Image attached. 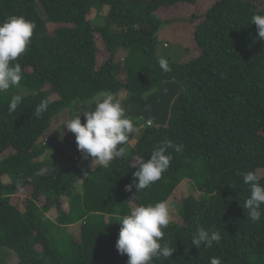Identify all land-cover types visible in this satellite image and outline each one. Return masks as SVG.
<instances>
[{
    "label": "trees",
    "instance_id": "1",
    "mask_svg": "<svg viewBox=\"0 0 264 264\" xmlns=\"http://www.w3.org/2000/svg\"><path fill=\"white\" fill-rule=\"evenodd\" d=\"M195 1L0 0V22L24 16L36 25L16 61L20 84L0 92V264H127L115 247L119 216L165 200L162 243L176 251L153 264H264V217L246 218L250 192L240 175L256 171L264 184V40L250 23L264 0H213L173 20L159 14ZM195 17L198 53L178 61L181 47L162 44L164 29ZM96 35L106 52L99 66ZM160 57L171 71L160 69ZM100 92L114 94L137 128L107 168L69 152L67 130H51L62 113L69 120L94 108ZM16 95L21 103L9 114ZM42 100L48 109L37 118ZM164 138L183 151L169 149V169L148 189L127 191L140 159ZM198 226L219 230L220 244L191 246Z\"/></svg>",
    "mask_w": 264,
    "mask_h": 264
},
{
    "label": "clouds",
    "instance_id": "2",
    "mask_svg": "<svg viewBox=\"0 0 264 264\" xmlns=\"http://www.w3.org/2000/svg\"><path fill=\"white\" fill-rule=\"evenodd\" d=\"M250 23L257 27V39L264 40V14H253ZM35 27L24 16H10L0 22V92L20 84L22 69L16 61L26 52ZM157 62L163 72L171 71L166 58L160 57ZM21 99L19 95L12 97L8 105L9 114L17 110ZM47 109L48 101L42 100L36 106L34 114L40 118ZM81 116L85 118L84 123L81 122ZM148 122L150 121L146 124L150 125ZM63 129L75 135L77 150L83 158H93L92 165L102 168H107L113 159L125 155V149L118 146L126 144L130 135L137 131L133 119L126 115L121 101L114 94L106 92L97 94L94 108L86 109L82 114L66 120ZM183 147V144H174L167 138L158 142L149 159H140L136 165L137 170L133 173V183L126 185V190L131 192L133 186L137 193L148 189L169 169L173 158L169 149L182 152ZM39 174L41 173L38 172L37 175ZM240 175L243 183L249 186L250 192L243 204L246 218L253 223H259L264 217V184L260 182L261 177L256 171H247ZM17 187H20L19 183ZM170 219V206L166 200L155 204H139L131 209L130 214L119 216L120 227L115 247L121 255H127V264H153L154 259L167 260L172 257L175 247L167 242L162 243L165 235L163 229L169 226ZM221 240L219 230L198 226L192 235L191 246L197 249L201 246L212 248L214 243L219 245ZM210 264H223V261L219 257H212Z\"/></svg>",
    "mask_w": 264,
    "mask_h": 264
},
{
    "label": "rangeland",
    "instance_id": "3",
    "mask_svg": "<svg viewBox=\"0 0 264 264\" xmlns=\"http://www.w3.org/2000/svg\"><path fill=\"white\" fill-rule=\"evenodd\" d=\"M213 2V0H196L194 3H177L172 6L168 7H162L159 9V14L165 18V19H176L177 17H186L188 14L192 13L193 11H201L204 12L206 8ZM183 21V18H180L179 20H174L171 24H169V27L167 26L164 31V36L161 38L162 44L166 47L169 42H175L181 47L180 55L178 56V61H185L191 58L192 56L196 55L198 53V49L196 48L195 41L193 39V30L196 27V25L199 23L200 19L193 18L192 21ZM96 41L98 44V52H97V66L100 65V63L106 58V52L105 47L103 44V41L101 40L99 35H96ZM177 53V52H176ZM188 54V55H187ZM123 50L118 49L116 52L117 58H122ZM187 55V56H186ZM123 92L121 91L118 95L121 98ZM118 97V96H117ZM68 120V116L66 113H62L57 119L54 120L52 123L51 130L56 132L55 130H66L63 129L64 122ZM143 125V124H142ZM140 125V128L143 126ZM139 128V130H140ZM138 130V132H139ZM70 135V144L69 147L72 146V149L68 148V151L72 153V150L76 153L77 145L75 141V135L68 132ZM137 132L135 133L134 138L136 137ZM133 138V140H134ZM59 141L61 143V146L63 147V144L68 145V138H65L63 132L59 136ZM64 148V147H63ZM187 184H182V189L186 190ZM182 192V190H180ZM15 199V198H14Z\"/></svg>",
    "mask_w": 264,
    "mask_h": 264
},
{
    "label": "built area",
    "instance_id": "4",
    "mask_svg": "<svg viewBox=\"0 0 264 264\" xmlns=\"http://www.w3.org/2000/svg\"><path fill=\"white\" fill-rule=\"evenodd\" d=\"M148 124H150V122H148Z\"/></svg>",
    "mask_w": 264,
    "mask_h": 264
}]
</instances>
